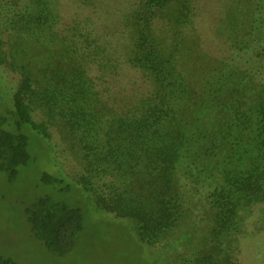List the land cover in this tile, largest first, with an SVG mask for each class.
<instances>
[{
    "label": "trees",
    "instance_id": "1",
    "mask_svg": "<svg viewBox=\"0 0 264 264\" xmlns=\"http://www.w3.org/2000/svg\"><path fill=\"white\" fill-rule=\"evenodd\" d=\"M72 1L64 14L60 0H0V65L21 81L0 113V171L30 160L25 125L45 140L54 126L77 183L139 241L206 230L203 248L165 264H241V241L264 225V0ZM24 211L56 255L84 229L81 206L48 195Z\"/></svg>",
    "mask_w": 264,
    "mask_h": 264
},
{
    "label": "rangeland",
    "instance_id": "2",
    "mask_svg": "<svg viewBox=\"0 0 264 264\" xmlns=\"http://www.w3.org/2000/svg\"><path fill=\"white\" fill-rule=\"evenodd\" d=\"M60 1L64 14L76 10V4L72 0ZM130 2L131 0L109 1L117 8ZM199 26L200 31H206L204 22ZM20 82L18 72L0 65V113L12 106V97ZM40 112L46 113L44 108L35 107L33 117L37 120L45 117ZM23 130L29 137L30 160L19 167L13 178L0 171L1 254L18 264H165L168 260H177L178 254L191 252L199 246L204 247V244L200 245L203 234L206 233L203 227L174 245L171 242L170 247L163 238L156 245L150 246L139 241L129 220L98 209L92 203L90 194L77 183L84 172L83 167L54 126L49 127L51 137L48 140L27 125ZM43 173L59 178L61 183L49 184L42 181ZM66 185H70L69 189H62ZM42 195L81 206L86 212L84 229L78 235L73 249L65 255L49 251L34 237L27 222L25 207ZM256 215L257 212L254 216ZM250 225L251 223L249 227ZM250 228L255 230V226ZM258 230L254 236L241 241L236 254L241 264H264V225ZM171 236L174 238L173 234Z\"/></svg>",
    "mask_w": 264,
    "mask_h": 264
}]
</instances>
